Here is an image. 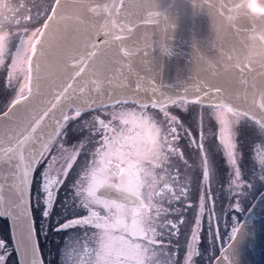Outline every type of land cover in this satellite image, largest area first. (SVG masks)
<instances>
[{
    "label": "snow or ice",
    "instance_id": "snow-or-ice-1",
    "mask_svg": "<svg viewBox=\"0 0 264 264\" xmlns=\"http://www.w3.org/2000/svg\"><path fill=\"white\" fill-rule=\"evenodd\" d=\"M155 23L149 0L0 7V264H140L153 229L162 264H234L241 225L216 240L224 200L264 185V62L166 83ZM156 125L141 170L137 134Z\"/></svg>",
    "mask_w": 264,
    "mask_h": 264
},
{
    "label": "water",
    "instance_id": "water-1",
    "mask_svg": "<svg viewBox=\"0 0 264 264\" xmlns=\"http://www.w3.org/2000/svg\"><path fill=\"white\" fill-rule=\"evenodd\" d=\"M149 4L156 21L154 39L166 46L153 49L166 83L187 79L206 68L208 60L223 58L236 67L248 63L252 37L264 31V0H149ZM245 6L247 14L232 15L233 9ZM239 224L242 233L234 242V264H264V189Z\"/></svg>",
    "mask_w": 264,
    "mask_h": 264
},
{
    "label": "clouds",
    "instance_id": "clouds-1",
    "mask_svg": "<svg viewBox=\"0 0 264 264\" xmlns=\"http://www.w3.org/2000/svg\"><path fill=\"white\" fill-rule=\"evenodd\" d=\"M237 2H243V0H237ZM239 14H247L246 6L242 9H233L232 15L235 17ZM6 32H0V42H3ZM253 39V44L248 53H246V62L256 63L264 62V31L257 33ZM164 132L163 129L156 125L155 127L148 126L141 133V142L146 144L147 147H140L138 142L137 146L133 150V157L141 165V170H145L147 165L144 163L149 159L148 153L159 154L163 151L164 147ZM168 177L164 173H160L158 177H153V185L166 183ZM156 240L155 230L146 237L144 247L139 252V257L142 261L151 262V264H162V249H158L154 246Z\"/></svg>",
    "mask_w": 264,
    "mask_h": 264
},
{
    "label": "flooded vegetation",
    "instance_id": "flooded-vegetation-1",
    "mask_svg": "<svg viewBox=\"0 0 264 264\" xmlns=\"http://www.w3.org/2000/svg\"><path fill=\"white\" fill-rule=\"evenodd\" d=\"M4 3H5V0H0V7H2L4 5ZM147 127L148 126L143 127L142 130L137 134V143L141 142V133ZM224 187L226 188V185ZM212 189H213L214 194H216L217 196H220V195L223 194L221 185H219L215 180L212 181ZM263 189H264V185L256 184L255 187L251 190L250 194L247 195L243 199L242 207L239 210H233L232 208H229L228 207V201L224 200L223 204H224V208H225V213H224V215L221 218L220 228H219V230H220V232L222 234H225L226 232H230L231 228L234 226V224H236L237 222L239 223V221L241 220V218H242L243 214L245 213V211L247 210V208L252 204L253 200L256 198V196ZM233 204H234V201H233ZM216 208H217V211H219V208H220V201L219 200L217 201ZM232 217H236V220L234 221L232 219ZM225 220H227V226L226 227H225V224H224ZM3 223H4V220L0 219V224H3ZM213 223H214V226H215V221H213ZM204 229H205V231L207 229V215L205 216ZM226 241H227L226 234L224 235V239L223 240H221L219 238L216 240L217 251H218V248L221 245L225 246L227 244ZM143 247H144V244L141 247V249L139 250V252L142 250ZM139 252H138L137 255H138V258L140 260V264H151V262L142 261L140 259V257H139Z\"/></svg>",
    "mask_w": 264,
    "mask_h": 264
}]
</instances>
